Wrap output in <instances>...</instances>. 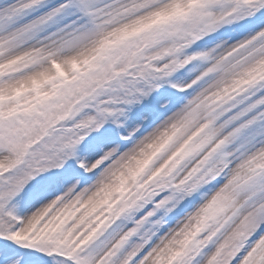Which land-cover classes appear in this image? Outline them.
<instances>
[{
	"label": "snow or ice",
	"instance_id": "obj_1",
	"mask_svg": "<svg viewBox=\"0 0 264 264\" xmlns=\"http://www.w3.org/2000/svg\"><path fill=\"white\" fill-rule=\"evenodd\" d=\"M0 264H264V0H0Z\"/></svg>",
	"mask_w": 264,
	"mask_h": 264
}]
</instances>
